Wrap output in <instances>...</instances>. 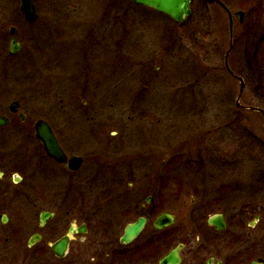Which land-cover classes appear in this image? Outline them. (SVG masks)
<instances>
[{"label": "rangeland", "instance_id": "1", "mask_svg": "<svg viewBox=\"0 0 264 264\" xmlns=\"http://www.w3.org/2000/svg\"><path fill=\"white\" fill-rule=\"evenodd\" d=\"M130 1L38 0L41 19L47 23L28 26L23 52L0 64L1 72L20 76L6 83L2 109L7 111L20 98L30 120L41 114L52 118L65 113L59 104L71 96L79 106L76 113H82L83 127L93 124L86 114L100 110L101 118L95 120H105L107 126L151 129L156 132L154 142L163 146L155 148L158 156L165 148L173 150L178 185L229 180L241 187L238 203L250 210L259 206L264 215V118L237 104L238 99L241 105L264 103V70L262 83L256 76L245 82L238 75L243 63L253 69L254 48L264 47L263 40L253 37L264 32V0H226L231 11L246 14L240 23L232 17V32L227 13L205 0L183 24L152 9L133 7ZM20 4L21 0H0V12L4 9L23 23L18 18ZM239 32L242 41L227 53L233 33ZM262 52L253 56L260 64ZM124 54L133 68H127ZM144 78L149 89L142 85ZM239 78L245 82L242 94ZM79 79L88 81L85 94ZM141 90L151 96L146 105L137 101ZM165 126L170 128L169 140ZM104 185L98 183L96 189ZM260 224L264 256V218ZM10 228L11 224L3 225L4 233ZM11 243L3 237L0 264H17L18 250Z\"/></svg>", "mask_w": 264, "mask_h": 264}, {"label": "flooded vegetation", "instance_id": "2", "mask_svg": "<svg viewBox=\"0 0 264 264\" xmlns=\"http://www.w3.org/2000/svg\"><path fill=\"white\" fill-rule=\"evenodd\" d=\"M37 1L33 22L26 20L20 6L18 18L23 23L1 9L0 64L23 52L28 26L47 23L41 19L44 13ZM215 5L227 13L230 22L228 10L220 3ZM242 35L233 33V47L242 41ZM253 37L264 41V32ZM14 42L17 52L13 53ZM254 49L259 53L264 47ZM253 56V69L243 63L238 75L245 82L256 76L262 83L259 77L264 63ZM124 62L133 68L132 59L125 54ZM13 78L10 72L0 71V116L8 118L7 124H0V252L4 237L18 250L17 264H264L260 254L263 237L257 230L264 215L259 206L250 210L238 203V184L205 179L178 185L173 150L165 148L159 156L155 153L161 147L154 142L155 131L143 127L140 132L121 124L107 126L105 120H95L101 118V112L94 109L85 116L93 124L83 127L79 120L82 113H76L79 106L71 96L59 104L65 113L52 118L41 114L30 120L20 98L6 111L2 109L3 95L6 83ZM80 80L78 86L85 94L90 86ZM142 85L149 89L145 78ZM141 91L144 93L136 95L137 101L145 104L151 96ZM97 99L105 100L99 95ZM14 102H18L17 110L11 108ZM88 102L85 97L83 103L88 106ZM141 108L153 110L151 106ZM40 119L49 123L60 144L63 154L59 160L46 152L37 136ZM169 130L165 126L166 140ZM102 182L104 188L97 190L96 184ZM43 212L48 215L42 219ZM166 213L169 215L161 218ZM142 219L136 235L125 240L126 228ZM7 224L11 228L5 234L3 225ZM63 240L65 246L59 244ZM57 247L62 253L56 252Z\"/></svg>", "mask_w": 264, "mask_h": 264}, {"label": "water", "instance_id": "3", "mask_svg": "<svg viewBox=\"0 0 264 264\" xmlns=\"http://www.w3.org/2000/svg\"><path fill=\"white\" fill-rule=\"evenodd\" d=\"M134 3L139 4L141 6H147L149 8H152L160 13L163 14H167L168 16L171 17V19L173 20V22L176 23H185V21L187 20V17L190 16L192 14V9H191V5H192V0H132ZM210 3H221L223 5V7L228 10L229 12V16H230V20L232 19L233 15L237 18L240 19V21H243V17L245 15L244 11L242 10H238L235 13H232L230 9H228L221 0H207ZM34 4H35V0H21V10L24 12L25 14V18L28 21L33 22L34 20H36L37 18V12L36 9L34 8ZM230 30L231 32L232 30V20H231V24H230ZM232 35V33H231ZM17 43L14 42V47H16V49L12 50L13 53L17 52ZM232 47V43L229 46V51H231ZM240 79V78H239ZM241 81V94L243 92V88L245 85V82L240 79ZM240 94V96H241ZM237 104L240 107V109H250V110H255V111H259L264 115V108H259V107H251V106H246V105H241L239 99L237 100ZM17 103L18 102H14L11 106L12 110H17ZM8 118L5 117V119L3 117L0 116V124H7ZM36 132H37V136L38 138H40L42 140V142H44L45 145V150L46 152H48L49 155H51L52 157H54L55 159H60V155L62 156L63 151L60 147L59 142L57 141L54 132L52 131L49 123H47L44 120H38V123L36 125ZM48 214L46 212L42 213V219L45 218ZM169 214H162L161 218H166V216H168ZM143 224V219L140 220L138 223H135L133 225H130L129 227L126 228L127 232H126V238L125 240H128L129 237L131 235H136V233L139 231V229L141 228ZM59 244H64V246L66 245V240L60 241ZM63 249L57 247L56 248V252L62 253ZM255 264V263H253Z\"/></svg>", "mask_w": 264, "mask_h": 264}, {"label": "trees", "instance_id": "4", "mask_svg": "<svg viewBox=\"0 0 264 264\" xmlns=\"http://www.w3.org/2000/svg\"><path fill=\"white\" fill-rule=\"evenodd\" d=\"M200 0H193V4H192V10L194 11V12H196L195 11V9H196V6H197V4H198V2H199ZM202 1V0H201ZM250 1V0H249ZM193 12V13H194Z\"/></svg>", "mask_w": 264, "mask_h": 264}, {"label": "bare ground", "instance_id": "5", "mask_svg": "<svg viewBox=\"0 0 264 264\" xmlns=\"http://www.w3.org/2000/svg\"><path fill=\"white\" fill-rule=\"evenodd\" d=\"M20 7H21V4H20Z\"/></svg>", "mask_w": 264, "mask_h": 264}]
</instances>
